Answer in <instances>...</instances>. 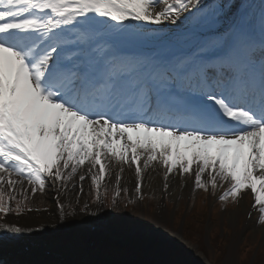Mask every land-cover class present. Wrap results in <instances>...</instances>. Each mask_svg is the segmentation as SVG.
<instances>
[{
    "label": "snow or ice",
    "instance_id": "snow-or-ice-1",
    "mask_svg": "<svg viewBox=\"0 0 264 264\" xmlns=\"http://www.w3.org/2000/svg\"><path fill=\"white\" fill-rule=\"evenodd\" d=\"M113 165L112 208L124 165L128 203L161 166L165 191L171 174L229 182L221 201L250 189L264 221V0H0V249L98 217L59 197L51 220L25 214L82 168L103 204Z\"/></svg>",
    "mask_w": 264,
    "mask_h": 264
},
{
    "label": "rangeland",
    "instance_id": "rangeland-1",
    "mask_svg": "<svg viewBox=\"0 0 264 264\" xmlns=\"http://www.w3.org/2000/svg\"><path fill=\"white\" fill-rule=\"evenodd\" d=\"M255 1L253 0L254 3ZM153 29L156 30V35L163 38L166 32L164 28L153 26ZM87 180L88 182L83 188H80L79 185L76 187L78 188L77 192L71 197L72 199L70 198L71 201L66 203V207L80 208L85 203L92 207H102L106 216L107 212H110L111 215L108 218L119 231L120 236L127 238L128 234L138 223L147 227L161 226L176 233H181L187 242L196 246L202 254L204 253L206 262L202 264H264V233L261 230H257L258 227H263L264 221L259 220L260 213L258 210L252 215L253 217L246 212V210L251 208L252 203L250 200V189L242 191L235 200L229 196L227 200L221 201L219 197L230 187V183L217 178L218 187L215 190L210 185L207 191L194 188L187 195L179 196L178 199H175L177 205L181 203L178 207H175L174 204L173 206L169 203L166 204V200L169 197L167 190L146 192V194H143V200L138 201L140 202L138 205L136 203H128L130 198L135 199L136 193L132 197L130 191L126 194L121 188V195L117 198V202L120 199L126 200L127 202H122L125 209L118 207L108 210L107 206L112 207L111 197L113 196L105 198L107 206L104 201L103 204L98 205L95 198L96 190L91 183L90 176ZM101 190L107 196L114 195L115 182H105ZM51 193L46 188L44 193L37 192L35 196L29 194L28 203L37 211L50 210L53 204ZM18 198L20 197L18 196ZM144 199L146 200L144 201ZM242 201H244V208ZM130 206L135 208L129 209ZM233 211L238 214L234 225L229 222V214ZM255 220L260 221L262 226H257L258 222H255ZM55 242L57 244L61 243L59 241ZM36 245L49 247L47 243H44L43 239H38ZM83 246L97 253L100 250L96 243ZM220 251H222L220 254L221 258L215 254L220 253ZM78 253L76 258L84 255L83 250H79ZM61 256L59 255V257ZM192 257L190 263H188L189 261L186 263L182 262V259L178 256L169 257L168 259L175 260V264H199L196 259L197 256ZM56 264L63 263L58 262Z\"/></svg>",
    "mask_w": 264,
    "mask_h": 264
},
{
    "label": "bare ground",
    "instance_id": "bare-ground-1",
    "mask_svg": "<svg viewBox=\"0 0 264 264\" xmlns=\"http://www.w3.org/2000/svg\"><path fill=\"white\" fill-rule=\"evenodd\" d=\"M124 171L121 173V182L120 187L123 189L127 187L130 191L131 196L135 194V183H136V177L134 172V167H129L127 165H124ZM195 167V166H194ZM119 165H113V167L110 169V174L106 176L105 181L102 183V186L105 184V182H111L114 183L116 180V175L119 172ZM85 174L86 178L83 182L79 181V175ZM163 168L161 166H156L155 168H149L144 173V180L142 182V191L143 194H146V192H154L162 191L164 190L163 185L165 181L163 180ZM90 174L87 173V168H82L78 170L77 174L73 177L71 181L67 182V186L63 187L59 183L56 184L55 187H53L52 184H49L48 189L51 193V200L53 201L52 207L50 210L45 213V211H35L31 214H25V216L31 215L33 218L37 220H51V214L54 213L56 208V198L59 197L60 202L64 203L66 206V203L71 201V197L75 195L77 192L76 188L78 185L80 188H83L85 184H87ZM192 176V177H191ZM169 184V187L167 189V194H169L170 200L178 199L179 196H185L188 194V192H192L194 190V175L189 174L186 176H180L179 174H171L169 180L167 181ZM60 188V189H59ZM58 194V196L55 198V195ZM133 197V196H132ZM71 198V199H70ZM36 200V199H34ZM244 205V201H242ZM90 211H96L97 208H99L100 215L96 218L92 217H78L76 220L65 224L63 226H58L54 230L51 228V225H49V229L44 232L40 233H33L30 236L27 237H38L39 239L43 238L46 243L49 245L54 244L55 239H60L66 236L67 238L73 237V235L77 233H89L91 235H98L100 238H102L104 235H109L112 239L116 238L119 235V231L113 226V224L110 222V219L106 216L104 210L102 207L98 206H89ZM244 208V206H243ZM251 211V210H250ZM248 213V210L246 211ZM238 214L234 211L229 214V222L234 225V223L237 221ZM21 224H28L30 223L29 220L25 218L20 219ZM231 224V225H232ZM33 228L38 227V224H31ZM257 230H261L264 233V227H258ZM101 233V234H99ZM108 236V237H109ZM129 238H138L143 237L147 240H154L157 242H163V244H168L170 242H175L178 244L179 247H183L186 254L182 252V255H192L194 254L197 256V260L199 264L206 262V257L204 254L199 252L198 248L195 247L193 244L187 242L181 233H176L174 231H168L164 227L161 226H155V227H147L144 224H137L130 234H128ZM126 239V237L124 238ZM22 254V253H21ZM21 254H19L17 251H9L6 248V245L3 249H0V257H3L4 259H8L10 261L11 259H16L17 257H21ZM49 259V258H46Z\"/></svg>",
    "mask_w": 264,
    "mask_h": 264
}]
</instances>
